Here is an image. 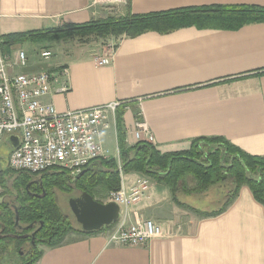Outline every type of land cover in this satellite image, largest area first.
<instances>
[{
  "label": "crops",
  "instance_id": "1",
  "mask_svg": "<svg viewBox=\"0 0 264 264\" xmlns=\"http://www.w3.org/2000/svg\"><path fill=\"white\" fill-rule=\"evenodd\" d=\"M214 4L264 7V0H0V36L103 19L109 5L123 15L129 7L150 13ZM114 51L110 64L98 65L94 58L104 56L105 47L72 43L50 61L30 58L24 70L69 69V91L57 92L55 86L44 98L60 112L119 102L129 146L137 144L130 129L141 119L162 152L187 150L194 138L219 136L264 157V22L235 30L190 26L121 36ZM109 122L99 140L110 154L114 138L119 155L116 123L113 117ZM143 178H149V186L123 218L152 219L161 224V237L147 245L120 246L108 243L110 228L86 236L70 233L59 246H42L35 264H264V204L249 186L241 187L222 214L202 217L178 205L163 182L123 171L128 189ZM5 200L0 198V206Z\"/></svg>",
  "mask_w": 264,
  "mask_h": 264
},
{
  "label": "trees",
  "instance_id": "2",
  "mask_svg": "<svg viewBox=\"0 0 264 264\" xmlns=\"http://www.w3.org/2000/svg\"><path fill=\"white\" fill-rule=\"evenodd\" d=\"M260 22H264V7L256 5L214 4L150 13H134L129 7L128 11L120 16L8 34L0 36V39L2 48L8 50L16 45L51 40L136 37L150 31L164 34L190 26L235 30ZM123 115L124 107L117 108V143L121 167L125 173L139 172L163 182L169 186L178 205L202 217L218 216L225 212L235 201L243 185L249 186L255 199L264 204L263 156L251 155L219 136L194 138L191 140L190 150L172 153H162L153 144L146 142L129 146ZM11 151L9 149L0 152V186L3 189L0 198L6 193L13 197L0 206L3 211L0 214V258L5 251V240L11 239L10 237L18 241V248L26 242L33 246L26 263L35 264L43 254V251L37 250L40 244L56 247L63 244L65 237L70 233L86 236L113 226L100 231H83L63 212L55 190L86 191L95 199L94 189L100 186L108 192L117 191L121 187L117 159L98 158L87 165L74 180L69 177L67 171L52 168L42 174L41 181L36 182V174L15 172L9 167ZM226 181L230 184L225 183ZM216 185H223L224 201L215 209H197L181 199L182 194L206 193Z\"/></svg>",
  "mask_w": 264,
  "mask_h": 264
},
{
  "label": "built area",
  "instance_id": "3",
  "mask_svg": "<svg viewBox=\"0 0 264 264\" xmlns=\"http://www.w3.org/2000/svg\"><path fill=\"white\" fill-rule=\"evenodd\" d=\"M116 45L108 48L104 56H95L98 65L111 63ZM14 49V48H10ZM55 57L51 48L39 53V60L50 61ZM30 66L27 50L19 48L16 54L2 48L0 39V147L10 135L20 137V146L9 155V167L16 172L44 173L52 168L68 172L76 179L92 161L109 152L99 140L102 130L110 127L109 119L116 123L119 102L97 105L79 110L60 112L51 102L44 100L57 86V92L70 89L69 69L26 71ZM134 140L155 143V137L147 122L137 119L130 129ZM121 187L109 193L108 202L120 206V216L108 237V243L120 246L147 245L164 234L161 224L152 219L130 223L123 218L127 207L139 202L150 180L143 178L130 189L123 181V169L119 161Z\"/></svg>",
  "mask_w": 264,
  "mask_h": 264
},
{
  "label": "rangeland",
  "instance_id": "4",
  "mask_svg": "<svg viewBox=\"0 0 264 264\" xmlns=\"http://www.w3.org/2000/svg\"><path fill=\"white\" fill-rule=\"evenodd\" d=\"M113 7H115V6L109 5L107 7V9H105V16H107V17L120 16L114 10ZM111 8H113V9H111ZM107 17H105V18H107ZM62 26H59V27H62ZM55 28H57V27H55ZM120 37L121 36H109L107 38L91 37L90 39L74 38L70 42H68V40H66V42H63V43H55V42L45 41L42 43H34V44H27V45H25V44L24 45H16V46H14L13 50L9 48L8 52H11L12 54H16L19 48H23V49L27 50V52L29 53L30 58H31V62H32V61H36L39 59V53L44 48H51L54 50L55 53H58L59 49H60V51H62V50L68 51V46H69V44H72V43H73V45H83L84 43L92 42V43H94V46H100V48L105 47V51H106L105 54H106L108 48L113 46V45H116L118 42V39ZM51 41H54V40H51ZM114 141L115 140L113 138V140L111 142V146L110 147L108 146V149L110 151L108 158H115L119 162L120 161V155H118L117 150L115 149ZM191 147H192V142H191L190 148L187 150H183V151H188L191 149ZM0 148H1L0 150H4V151L7 150L8 151L10 149V146H8L4 142ZM208 149H210V148H208ZM178 152H181V151H178ZM162 153H172V152H162ZM42 174L43 173L36 174L37 176H35L34 178H38V179L42 180L43 179ZM225 183L230 184L229 181H226ZM222 189H224L223 185H216L215 187L211 188L206 193L193 192L191 194H182V195L180 194V195H181V199L184 202L194 206L197 209L211 210V209H215V208L219 207L223 203L224 196L222 195ZM64 190H66V191H62L59 189L55 190V192L57 193L58 202H59L63 212L71 218V221L73 222V224L77 227H81V225L78 224L77 221L75 220L76 218L74 216V213H73L72 208H71V203H70V200L73 197L79 196L81 194V191H79L77 189H74V190L72 189L71 191H67V189H64ZM2 192H3V189L0 192V194ZM109 193L110 192L106 191L101 186L94 189V194H95L96 200H98L100 202H105V201L108 202L107 199L109 197ZM10 196H12V195H10V193L5 194L4 197L6 198V200H5L6 202H8L10 200ZM11 239L12 240H9V241L7 240V242H6V245L4 248L5 251L3 252V255L1 257L3 260L2 263L3 264H25L26 262H28L29 255H30V252L32 251L33 246L30 243L26 242L21 248H18V245H19L18 241L13 240V238H11ZM42 246H46V245H44V244L38 245L37 250L42 251L41 250Z\"/></svg>",
  "mask_w": 264,
  "mask_h": 264
},
{
  "label": "water",
  "instance_id": "5",
  "mask_svg": "<svg viewBox=\"0 0 264 264\" xmlns=\"http://www.w3.org/2000/svg\"><path fill=\"white\" fill-rule=\"evenodd\" d=\"M5 142L9 144L11 150H15L20 146V137L10 135ZM70 203L77 223L85 232L100 231L105 227L112 226L120 216V206L116 202H100L86 191L73 197ZM18 223L19 217L17 216Z\"/></svg>",
  "mask_w": 264,
  "mask_h": 264
}]
</instances>
